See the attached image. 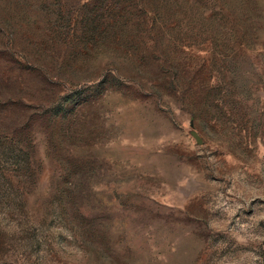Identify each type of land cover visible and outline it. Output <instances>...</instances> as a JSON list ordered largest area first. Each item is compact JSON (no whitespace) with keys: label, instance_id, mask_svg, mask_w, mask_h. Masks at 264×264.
<instances>
[{"label":"rangeland","instance_id":"rangeland-1","mask_svg":"<svg viewBox=\"0 0 264 264\" xmlns=\"http://www.w3.org/2000/svg\"><path fill=\"white\" fill-rule=\"evenodd\" d=\"M0 264H264V0H0Z\"/></svg>","mask_w":264,"mask_h":264}]
</instances>
